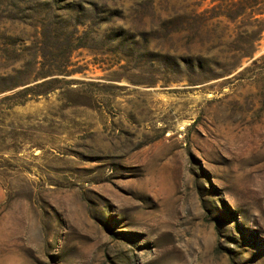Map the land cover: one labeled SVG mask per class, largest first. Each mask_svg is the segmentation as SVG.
<instances>
[{"label":"rangeland","instance_id":"1","mask_svg":"<svg viewBox=\"0 0 264 264\" xmlns=\"http://www.w3.org/2000/svg\"><path fill=\"white\" fill-rule=\"evenodd\" d=\"M0 264H264V0H0Z\"/></svg>","mask_w":264,"mask_h":264},{"label":"trees","instance_id":"2","mask_svg":"<svg viewBox=\"0 0 264 264\" xmlns=\"http://www.w3.org/2000/svg\"><path fill=\"white\" fill-rule=\"evenodd\" d=\"M250 54H251V52L246 53L245 56H249ZM41 76H42V77H45V75H41ZM2 79L6 80V79H8V78H6V77H2ZM47 80H48V79H45V80H43L41 83H38V84L46 83ZM18 84H20V83H15V85H11L12 87H9L8 89L14 88V87H16ZM30 89H31V86H30V85L25 86V87L22 88L20 91H15V92L12 93L10 96L16 95V94L19 93V92L28 91V90H30Z\"/></svg>","mask_w":264,"mask_h":264}]
</instances>
